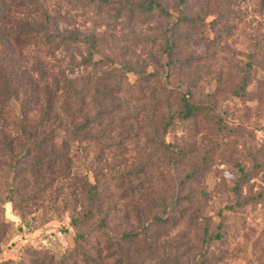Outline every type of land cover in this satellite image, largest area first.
Instances as JSON below:
<instances>
[{
	"label": "rangeland",
	"instance_id": "374dc122",
	"mask_svg": "<svg viewBox=\"0 0 264 264\" xmlns=\"http://www.w3.org/2000/svg\"><path fill=\"white\" fill-rule=\"evenodd\" d=\"M40 1L52 14H60L61 28H77L85 36L98 38L94 60L101 64L97 78L105 71L111 77L122 76L121 89L113 90L109 97L111 105L121 108L103 118L112 130L85 141L83 154L74 148L72 173L88 170L90 179L94 181L96 176L100 188L105 179L122 180L126 185L131 178L129 171L150 156V167L143 176L144 199L164 197L167 203L176 189L179 196L191 198V202L180 205L189 212L182 221L155 231L151 243L157 249L148 264H162L164 259H178L182 264H264V0H187L185 8L178 5L180 0H165L172 15L169 18L141 12L137 7L140 0ZM181 12L197 21L194 27L178 33L189 40L180 43L177 67L168 81L162 69L166 61L164 34L174 21L172 17ZM80 47L84 53L86 45ZM44 50L33 54L29 48L17 51L23 60L18 62L21 70L22 62L32 67L38 59L46 70L51 65L56 70L66 67L68 58L60 60L59 53L50 57ZM248 67L252 70L246 89L249 95L245 97L239 95L238 87ZM10 69L1 71L4 77ZM106 81L112 85L116 80ZM168 82L190 85L193 99L201 103L210 100L226 125V130L219 131L216 125L201 119L176 120L165 140L175 151L183 148L188 152L180 162L174 161L176 156L170 160V155L152 153L156 145L153 130L159 129L162 115L167 114L160 98L162 84L171 86ZM96 87L97 83L92 92ZM169 101L173 111L175 100ZM39 102L37 111L44 107L43 98ZM21 115L22 106L15 98L0 106L3 119L18 120ZM101 128L96 127L94 132L99 133ZM5 130L17 134L13 125ZM101 160L106 165L99 163ZM195 168L198 171L193 180ZM6 169L0 163V198L5 192L1 176ZM74 178L46 175L35 183L27 176L28 185L21 194L32 199L23 202L16 198L0 204V220L9 224L0 261L30 263L33 258L51 256L58 260L71 252L77 229L65 205L75 192ZM119 194L114 190L105 199V207L115 205ZM246 198L253 201L241 203ZM133 201H138L137 195ZM157 203L150 206L151 214L166 216L170 209L180 216L171 205L166 209L160 201ZM125 212L118 206L108 226L114 239L134 224L124 218ZM96 224L97 220L92 221L84 230Z\"/></svg>",
	"mask_w": 264,
	"mask_h": 264
},
{
	"label": "trees",
	"instance_id": "16d2710c",
	"mask_svg": "<svg viewBox=\"0 0 264 264\" xmlns=\"http://www.w3.org/2000/svg\"><path fill=\"white\" fill-rule=\"evenodd\" d=\"M164 1L140 0L137 7L145 14H158L169 18L172 15ZM178 5L187 7V0H180ZM15 14L18 16L15 17ZM172 18L174 21L167 30L168 33L164 34L166 61L162 65L168 81L172 77V69L177 67L179 51L181 52L180 43L189 40H184L178 33L181 34L183 28L194 27L197 21L182 12ZM59 21L60 14L49 12L43 1L0 0V104L15 98L20 101L23 112L18 120L8 117L3 119L0 116V163L7 166L6 172L1 176L5 192L0 198V204L14 202L16 198L23 202L32 199L21 194L28 185L25 179L27 176L34 178L35 183L46 175L75 176L72 184L75 192L70 195L65 205L71 212V223L77 229L74 247L58 260L52 256L36 257L30 263L0 261V264H148L153 259L152 253L157 249L151 243L155 231L160 226L175 225L182 221L189 212L187 207L181 209L180 205L184 201L191 202V198L179 196L180 190L176 189L167 203L164 197L144 199L143 176L150 167V156H146L129 171L131 178L126 185L122 180L105 179L100 188L96 176L94 181L91 180L88 170L72 173L76 160L74 150L77 149V152L83 154L82 144L85 141L91 142L98 135L103 137L107 131L112 130L111 124H105L103 118L104 115L108 116L113 110L121 108L116 109L111 105L109 97L113 90L121 89L122 76L112 74L111 77V73L105 71L97 78L101 64L100 60H94V55L99 49L98 38L85 36L77 28L63 29ZM80 45H86L84 53L80 52ZM26 48H29L32 54L43 48L50 57H56L59 53L62 56L60 60L68 58V63L59 70L55 69V65L46 70L39 59L31 63L32 67L22 62L24 71L27 69L24 73L18 64L23 60L17 51L21 53ZM9 67V74L4 77L1 71H8ZM127 69L131 70L130 67ZM251 70L252 68L248 67L241 77L239 95H249L246 89L250 83ZM148 74L145 73V76ZM154 75L156 73H151V76ZM108 78L116 80L115 83L108 85ZM95 83L98 87L92 92ZM168 83L171 86L162 84L160 98L167 114L162 115L159 129L155 127L153 130L156 145L152 153L162 154L164 157L170 155V160L176 156L174 161L180 162L188 152L183 148L175 151L165 140V135L176 120L196 122L201 119L205 123L216 125L219 131L226 130V125L210 100L201 103L193 99L190 85ZM12 84L16 87L12 88ZM40 98H43L44 107L37 111ZM170 99L175 100L173 111ZM122 120L120 117L119 121ZM12 125L17 129L16 135L5 130ZM99 126H102L101 131L94 132ZM101 137L99 139H102ZM93 161L94 159L90 160L89 164ZM99 163L105 164L104 160ZM197 171V168L193 170V180ZM114 190L120 193L119 199L115 201V205L105 207V199L109 198ZM135 195L138 196L136 203L133 201ZM179 198H182L181 201ZM251 199L246 198L241 203L253 201ZM158 201L166 209L171 205L180 216H175L170 209L166 216L151 214L150 206L158 205ZM118 206L120 210H126L124 218L128 223L134 221V224L131 223L132 227L122 231L120 236L116 234L117 239H114L108 232V226L113 221ZM95 220V227L84 230V226ZM8 225L5 220H0V251ZM217 237H220L219 234ZM92 238H95V242H92ZM162 261V264H182L178 259Z\"/></svg>",
	"mask_w": 264,
	"mask_h": 264
},
{
	"label": "built area",
	"instance_id": "2783aa9c",
	"mask_svg": "<svg viewBox=\"0 0 264 264\" xmlns=\"http://www.w3.org/2000/svg\"><path fill=\"white\" fill-rule=\"evenodd\" d=\"M44 243H47V240H45Z\"/></svg>",
	"mask_w": 264,
	"mask_h": 264
}]
</instances>
